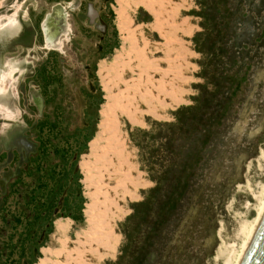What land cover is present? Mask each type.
Masks as SVG:
<instances>
[{
    "label": "rangeland",
    "instance_id": "obj_1",
    "mask_svg": "<svg viewBox=\"0 0 264 264\" xmlns=\"http://www.w3.org/2000/svg\"><path fill=\"white\" fill-rule=\"evenodd\" d=\"M69 1L0 0V264L45 260L56 264L66 254H77L81 236L90 228L84 214L90 203L84 165L91 160V147L101 132L105 109L112 103L105 84L128 83L129 78L141 93L155 81L165 85L164 105L160 116L142 113L137 124L124 122L134 162L146 183L137 189L135 198L123 203L115 222V252L101 264H125L128 252L145 239L155 220L154 207L144 223L137 224V203L154 185L151 178L170 161L178 170L188 163L185 191L168 220L148 236V252L141 264H222L218 248L224 242L237 249L240 224L255 216L256 195L264 183L260 157L264 153V0H242V15L227 36L231 58L221 54L213 62L216 78L228 68L241 71L232 76L233 89L204 88L201 56L192 41L200 31L196 0H155L159 8L163 4L161 10L168 15L163 23L169 20L165 26L173 28L169 36L177 42L170 56L153 50L155 59L160 58L159 71L156 67L160 75L149 73L153 66L144 61V54L140 56L144 72L126 66L133 44L124 39L129 30L119 26L116 8L120 0H91L90 6L104 15L103 32L86 19L82 7L81 14L72 4L66 9ZM126 8V18L137 25L158 22L149 7L129 4ZM64 10L71 31L66 26L69 35L63 34L62 39L58 34ZM177 19L179 23L189 20L190 26L177 28ZM22 31L27 33L20 38ZM55 36L61 37L60 49L53 47ZM153 38L159 44L169 41L158 31ZM162 69L170 72L166 75ZM223 78L220 75L216 82L225 85ZM173 84H178L177 89H171ZM204 89L212 96L209 110L201 117L206 118L211 107L224 106V112L196 153L193 138L178 137L179 132L172 134L169 126L176 121L178 108L201 103ZM172 139L176 145L171 149ZM172 181L169 178L168 183ZM57 222L65 225L64 230L58 229Z\"/></svg>",
    "mask_w": 264,
    "mask_h": 264
},
{
    "label": "bare ground",
    "instance_id": "obj_2",
    "mask_svg": "<svg viewBox=\"0 0 264 264\" xmlns=\"http://www.w3.org/2000/svg\"><path fill=\"white\" fill-rule=\"evenodd\" d=\"M156 1L120 0L118 7L116 8V12L120 18L119 26L123 30H129L124 39L126 40V42H131L133 44V56L131 58L132 60L128 59L125 61V63H127V61H130L126 64V66H132L130 70L134 69L135 72L141 73L145 71L144 68L140 66V63H143L141 62L143 60L140 59V56H142L143 54L146 58L144 61L148 62L151 67L153 66L149 73L155 72L158 68L157 65L160 58L158 59V61L157 59H155L154 55L152 54L153 50H155V52L156 50H161L162 54L167 57L171 54V51L169 50L174 46V44H177V42L175 43L176 39H174V41L169 36L170 30L173 28H171L170 26H165V24L169 20L167 19V22L163 23V20H165L164 16L167 15L164 11L162 12L161 10V8H163V4L159 8ZM178 1L179 0H165L164 2L177 3ZM161 3L159 2V5ZM129 4H135V6L137 4H141L144 7L146 6L151 8L154 15L158 19V22H148L143 25H137V22L136 24L134 21L128 20L126 7H128ZM188 21H183L182 19L180 23L178 22L177 28L185 30L187 28V25L189 24ZM175 25L177 26V24ZM154 31H158L159 34L165 36L166 39L169 38V41L166 42V44H159L153 38ZM63 34L65 36L68 35L66 29ZM53 47L58 49L61 48L59 37L56 38ZM123 60L124 59H122L121 62ZM117 66L120 65L115 64V67ZM159 69L160 66L158 68V71ZM130 70L128 72H130ZM102 71L104 72L103 74L107 73L105 67H103ZM167 71L168 70H166V73ZM164 72L165 71H163V73ZM158 73L159 74H156L160 75V72ZM127 75H129V73ZM166 75H168V73ZM161 76H163V74ZM169 78L170 80H173L172 77ZM177 79H179V77H177ZM103 80H105V78H103ZM135 82L136 81L134 79L129 78L128 83L123 82L121 84H115L113 82H110L109 84H105V88L108 92H110L108 99L111 100L112 103L105 109L104 121L101 124V132L97 135L95 143L91 147L93 151L91 160H87L84 165V174L86 178L84 184L87 189L86 195L90 201V203L87 205L86 210L84 211V214L89 218L87 220L90 221V228L87 229L88 231L85 235L81 236V246H78L80 247V249H78L79 251L77 252V254L70 257H68L69 255L66 256L67 254H64L65 256H62L60 262H56V264H101L104 259L113 256L118 239V234L115 229V222L116 219L120 216V213H122V209L124 206L123 203L128 198H135L137 189L145 186L146 180L143 177L144 174L137 169V165L134 162V153L128 142L127 131L125 129L124 122L130 121V123L137 124V122H140L143 118L142 113L152 116H160V108L164 105L163 86L165 85L162 86L161 84L156 83V81H153L154 83L150 84L147 88H142L144 90L143 93H141V91H139V93L136 91V89H134ZM177 85L173 84L171 89H177ZM260 157H263L264 159L263 152H261ZM256 198L257 205L255 207V216L252 217L250 221L242 220V223L240 224L237 233V235L240 237V242L237 246V249L234 248L232 243L224 244V242L218 248V256H223L222 264L239 263L264 210V183L260 185V189L256 195ZM56 225L58 229H63L65 226L61 225L59 222H57ZM70 243L71 242H69L67 246H69ZM40 264H51V261L45 260Z\"/></svg>",
    "mask_w": 264,
    "mask_h": 264
},
{
    "label": "trees",
    "instance_id": "obj_3",
    "mask_svg": "<svg viewBox=\"0 0 264 264\" xmlns=\"http://www.w3.org/2000/svg\"><path fill=\"white\" fill-rule=\"evenodd\" d=\"M241 2L242 0H196L198 9L195 11V15L200 19L198 23L200 31L193 34L192 41L195 43V50L201 56L199 61L200 76L205 81V89H219L223 86L226 89H233L232 76L241 72L239 69L231 71L230 68L228 71H221L218 77L223 76L225 84L221 85L216 82L218 77L216 78V68L213 65V62L220 60L221 54L226 55L228 59L232 55L226 43L227 36L233 32V27L242 15ZM231 72L232 74H230ZM203 93L204 97H202L201 103L196 101L194 105L178 108L175 113L176 121L169 126L172 127V134L179 132L178 137L184 139V136L185 138L191 136L195 141L196 153H199L201 146L207 142L211 129L220 123L219 120L224 112V106H220L218 109L211 107L212 109L208 111L206 118H202L201 113L206 109L209 110L208 105L212 96L211 91L205 90ZM184 113H187L188 116H184ZM174 142L176 139L175 141L172 139L171 143H168L171 149L176 145V143L173 145ZM187 168L188 163L185 162L182 164V169L178 170L177 165L170 161L166 167L159 170V175L151 178L154 185L148 189L144 199L137 203L139 210L136 216L139 219L137 224L144 223L149 216L148 212L154 207L155 220L146 232V237L141 244L128 252V260L125 264H141L143 262L148 252L146 251L150 238L148 236L153 235L159 226L168 220L169 214L174 210L185 191L187 178L185 180L184 174ZM169 178L173 179L171 184L168 183ZM78 218L74 217V219Z\"/></svg>",
    "mask_w": 264,
    "mask_h": 264
},
{
    "label": "flooded vegetation",
    "instance_id": "obj_4",
    "mask_svg": "<svg viewBox=\"0 0 264 264\" xmlns=\"http://www.w3.org/2000/svg\"><path fill=\"white\" fill-rule=\"evenodd\" d=\"M70 4H72V5H74V10H76V12L77 13H80L81 14V12L82 11H80V8L82 7L83 8V12H82V14H84V16L86 17V19H88V17L90 18V19H92V24H93V26L94 27H97V28H99V30H102V32L104 31V24H103V14H100V10L98 9L97 11H96V9H94L93 7H91L90 6V4H92V2H91V0L89 1V0H71V1H69V2H67V4H66V6H65V8L66 9H68L69 8V6H70ZM57 5H59V6H61L59 3H57ZM97 6V5H96ZM63 8V7H62ZM0 10H1V6H0ZM10 10H12V7H11V9ZM18 10V9H17ZM65 11V13H66V15L65 16H63V20H62V22H61V24H60V31H59V34L58 35H60L61 37H62V39L64 38L63 37V33H62V31L64 30V28L66 27V26H68L69 27V34H70V24H69V22L67 21L68 20V13H67V11L66 10H64ZM11 13V12H10ZM76 13V14H77ZM1 15H4V14H1ZM16 19H17V22H18V25H19V18H18V15H17V13H16ZM58 19H59V16H58ZM57 24L55 25V29L57 28L56 26H58L59 25V20H57V22H56ZM44 25V24H43ZM102 27V28H101ZM54 29V30H55ZM40 30H41V28H40ZM27 32L26 31H22L21 32V37L20 38H23V36H25V34H26ZM45 33V32H44ZM41 34H42V31H41ZM68 34V35H69ZM68 35L66 36V38H68ZM56 37V36H55ZM61 37H59L60 38V42H61V46H62V40H61ZM42 38H43V35H42ZM69 39H70V37H69ZM69 39L68 40H66V39H64V43H65V41H67V42H69ZM45 43H46V40H45ZM63 48V47H62ZM51 49H53V48H51ZM53 50H57V49H53ZM61 51V50H60ZM2 68H3V64H2ZM3 71V70H2ZM1 71V72H2ZM19 174V173H18Z\"/></svg>",
    "mask_w": 264,
    "mask_h": 264
},
{
    "label": "water",
    "instance_id": "obj_5",
    "mask_svg": "<svg viewBox=\"0 0 264 264\" xmlns=\"http://www.w3.org/2000/svg\"><path fill=\"white\" fill-rule=\"evenodd\" d=\"M238 264H264V210Z\"/></svg>",
    "mask_w": 264,
    "mask_h": 264
}]
</instances>
